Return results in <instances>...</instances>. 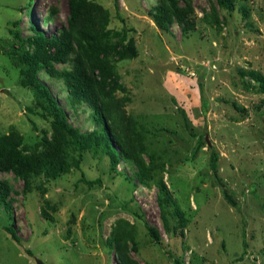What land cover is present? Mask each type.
Here are the masks:
<instances>
[{
    "label": "rangeland",
    "instance_id": "1",
    "mask_svg": "<svg viewBox=\"0 0 264 264\" xmlns=\"http://www.w3.org/2000/svg\"><path fill=\"white\" fill-rule=\"evenodd\" d=\"M178 2L191 5L190 32L177 21L157 24L159 0L85 5L90 17L106 15L104 32L126 29L135 41L137 56L110 58L116 99L131 121V148L170 192L168 233L155 179L142 180L113 137L122 156L117 171L104 146L76 148L23 84L35 65L70 125L105 137L89 105L74 106L66 77L96 56L77 45L69 60L48 65L33 43L38 31L58 36L68 28L69 0H0V138L18 133L22 155L54 151L65 164L28 186L13 170L0 171L9 191L5 198L0 188V264H264V0H233L230 9L217 0ZM83 178L102 185L91 188ZM146 223L158 228L160 243Z\"/></svg>",
    "mask_w": 264,
    "mask_h": 264
},
{
    "label": "trees",
    "instance_id": "2",
    "mask_svg": "<svg viewBox=\"0 0 264 264\" xmlns=\"http://www.w3.org/2000/svg\"><path fill=\"white\" fill-rule=\"evenodd\" d=\"M217 1L221 7L226 9H230L233 6V0ZM34 3L35 0H31V5H34ZM86 3L87 0H69L70 16L68 28L63 29L58 36H47L45 32L38 31L33 43L40 50V53L46 57L48 65L52 61L59 63L69 60L71 54H74L75 46L77 45L87 56H89V52L96 56L93 61L89 57L88 60L90 62L87 66L85 65L81 70L66 74V77L72 96L75 97L74 106L76 107L82 103L89 105L94 112L93 118L95 122L100 123L106 129L105 137L96 132L89 135L81 134L78 129L70 125L66 112L59 106L45 83L40 80L39 75L36 73L35 65L28 64L29 68L25 72L26 79L23 84L34 91L37 106L38 108L40 107L43 115L47 113L53 118L55 127L62 130V132L69 133L70 137H72L70 140L76 148L83 149L85 144L96 148L104 146V149L109 150L112 156L113 170L117 171L118 161L121 160L122 156L120 150L113 146V142L116 140L117 144L125 152L127 160L135 162L139 167L138 175L140 178L144 181H148L150 178L155 179V184L160 190L158 204L161 209V217L166 231L169 233L171 232L168 211V205H170L169 202L171 201L170 192L163 178L156 179L157 171H151L150 167H147L143 159L131 148L130 139L132 137L127 134L130 132L128 129H131V121L129 122L127 120L128 117L124 116L121 106L122 102L116 99L119 84L116 80L115 67L111 63L110 58L124 59L137 56L135 41L132 38L128 41V31L126 29L121 32H113L112 30L104 32L106 31L108 18L105 14L90 17L89 13L86 14L85 12ZM158 6L154 12V18L161 28L165 27L167 29L169 22L177 21L184 28L185 33L195 29V21L189 15L192 9L188 2L186 7H180L178 0H159ZM90 19L91 23L85 25L84 23ZM205 19L207 20L208 16ZM115 35H118L120 39L113 42ZM16 37L19 38L20 36L17 34ZM102 57L104 58L103 60H101ZM96 70L99 71V77L95 75ZM251 74L255 75L254 72H251ZM126 99L127 97H124V100ZM202 101L203 108L207 111L209 102L204 98H202ZM107 131L109 134H107ZM17 134L12 132L10 135L0 138V171L13 170L25 179L27 186L30 178L34 175L45 172L49 178H54L57 174L64 171L65 164L61 158L56 156L57 152L43 153L38 158L22 155L19 150L22 137ZM200 144L201 142H199L198 148ZM217 161L218 156L214 154L212 168L215 172H217L218 167ZM77 165H80L79 160ZM215 175L217 176L218 172ZM83 180L91 188L96 185H102L100 178L96 180L83 178ZM0 188L2 189L1 194L6 198L9 194L8 187L0 184ZM225 195L233 205H236L231 195L228 193ZM146 224L152 239L156 243H160L162 238L158 228L148 223ZM7 231L15 241H19L13 226L8 227ZM243 247L245 253L248 248L246 231H243Z\"/></svg>",
    "mask_w": 264,
    "mask_h": 264
},
{
    "label": "water",
    "instance_id": "3",
    "mask_svg": "<svg viewBox=\"0 0 264 264\" xmlns=\"http://www.w3.org/2000/svg\"><path fill=\"white\" fill-rule=\"evenodd\" d=\"M36 263L37 264H45V262L39 258H36Z\"/></svg>",
    "mask_w": 264,
    "mask_h": 264
}]
</instances>
